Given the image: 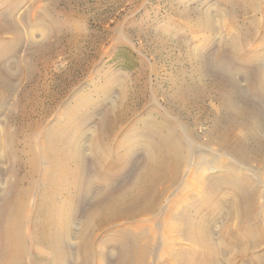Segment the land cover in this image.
<instances>
[{
  "label": "rangeland",
  "instance_id": "rangeland-1",
  "mask_svg": "<svg viewBox=\"0 0 264 264\" xmlns=\"http://www.w3.org/2000/svg\"><path fill=\"white\" fill-rule=\"evenodd\" d=\"M231 73L254 105L239 102ZM257 109L264 0H0V190L26 192L2 264H58L68 226L76 244L61 262L113 264L133 219L149 217L169 226L160 264H264V199L251 222L237 209L242 187L264 193ZM163 156L177 175L158 181L149 210L117 215L103 193L148 187ZM189 168L199 178L185 185Z\"/></svg>",
  "mask_w": 264,
  "mask_h": 264
},
{
  "label": "bare ground",
  "instance_id": "bare-ground-1",
  "mask_svg": "<svg viewBox=\"0 0 264 264\" xmlns=\"http://www.w3.org/2000/svg\"><path fill=\"white\" fill-rule=\"evenodd\" d=\"M261 1V0H260ZM209 21V20H208ZM210 24V23H208ZM249 32V31H248ZM216 69V68H215ZM225 69V68H224ZM232 75V73H231ZM228 75V81L229 84L236 89L237 87V83L234 80L233 75ZM254 77V76H253ZM200 78V77H198ZM255 78V77H254ZM192 79V78H191ZM238 79V78H237ZM236 79V80H237ZM194 80V79H192ZM239 81V80H237ZM239 85V84H238ZM242 85V84H240ZM239 85V86H240ZM243 88V87H242ZM241 88V89H242ZM231 91V90H230ZM233 91V90H232ZM231 91V92H232ZM210 93V92H209ZM237 95L239 97V102L245 103L247 100H250V103L252 102L251 99H247L249 97H247L245 94H243L240 90V87L238 89L237 87ZM255 103L252 102V105H254ZM251 105V106H252ZM235 106H233L234 108ZM251 107V111H252ZM255 110V109H254ZM253 110V111H254ZM258 110V109H257ZM256 110V111H257ZM231 112V111H230ZM229 112V113H230ZM255 112V111H254ZM259 112V110H258ZM257 113V112H256ZM258 115L261 116V119L263 121L264 124V114H262L261 112L258 113ZM259 117V116H258ZM230 118V116H226L224 119V123L229 121L228 119ZM227 127V125H224ZM256 126V124H255ZM261 126H262V122H261ZM231 127V126H230ZM262 128H264V125L262 126ZM61 130V129H60ZM263 130V129H262ZM241 134V133H240ZM11 133L6 132L4 135V139L2 142V145L6 146L7 149L11 146H14L12 143V137H11ZM225 138V136L223 137ZM29 144V143H28ZM5 147V148H6ZM6 149V150H7ZM12 149H15L14 147ZM253 153L254 156L256 158L259 159H263L264 158V150H262V148L259 147V144L255 145L253 148ZM61 150V149H60ZM59 150V151H60ZM8 151V150H7ZM16 151V150H15ZM10 150L8 151V154L10 155ZM28 152V151H27ZM31 152V151H30ZM14 153V152H13ZM26 153V152H25ZM29 153V152H28ZM32 154V153H31ZM49 155V154H48ZM35 156V155H34ZM74 156V155H73ZM80 156V155H79ZM152 156H150L148 159H150ZM10 158V157H8ZM72 158V157H71ZM162 158V157H161ZM16 160L18 159V157L15 158ZM52 159V158H51ZM8 161V160H7ZM15 161V160H14ZM67 161H68V157H67ZM171 161L173 160H169V159H165L164 156L161 159V162L155 164L154 167V171H150V174H152V178L151 181H148V187H150L151 189H148V187H143L142 189L138 190L135 194H131L130 196L128 195V192L126 193V191L128 190L127 188L124 190H120V189H116L114 188V186L110 185V192L107 193H103V196L101 197H106L108 198V205H110L111 208L113 209H117V215H121L120 217H131L133 215H139L144 213L145 211L150 209V203L152 201V199L154 198L155 194H156V185H158V181H161V184L163 183H169L173 180V177H175L177 174V169L175 167L173 168H169V164ZM178 161V160H177ZM187 162V161H186ZM31 164L33 163L30 162ZM15 164V163H14ZM180 165V164H179ZM187 165V164H186ZM189 166V164H188ZM187 166V167H188ZM177 167V166H176ZM186 168V167H185ZM29 169V168H28ZM149 169V167H148ZM151 169V168H150ZM170 169L173 172L171 173V175H167L166 171ZM185 170V169H184ZM193 169L189 168V170L187 171L189 174L188 176L186 175L184 177V184L185 185H189V182H193V180L196 179V177L199 178V176H192V171ZM194 173V172H193ZM176 174V175H175ZM184 174V173H183ZM170 176V177H169ZM169 177V178H168ZM235 178V177H234ZM237 178V177H236ZM8 179V178H7ZM17 179V178H16ZM23 179V178H22ZM263 179V178H262ZM25 180V179H24ZM23 180V181H24ZM190 180V181H189ZM213 180V179H212ZM264 180V179H263ZM9 182V181H8ZM7 182V183H8ZM20 182V181H19ZM23 183V182H22ZM115 183V182H114ZM183 183V182H182ZM247 183V182H246ZM250 183V181H249ZM5 184V183H4ZM116 184V183H115ZM7 187L4 190V194L1 196L0 199V264L2 263H10L13 261V255H12V251H13V247L15 244V240L13 239V231L14 233L16 232L15 230H17L16 225H15V218L20 219L23 209H24V200L26 197V192L23 189L18 188V183L17 181L15 183H8L6 184ZM199 185V184H198ZM201 185V184H200ZM93 187V186H92ZM118 187V186H117ZM158 187V186H157ZM27 188V187H26ZM124 188V187H123ZM132 188H136L135 184L131 187ZM246 187H242L241 188V193L240 196H242V200L239 204H237L238 206V213L240 215V217H243V221L246 222H251L252 220H256L257 219V212L259 207H261L262 202H260V200L258 199L261 196V199L263 197L264 199V193L261 192L260 190H253L249 196H246L245 193L248 190ZM245 189V190H244ZM259 189V188H258ZM103 190V189H102ZM90 191V190H89ZM84 194V193H83ZM85 194L86 191H85ZM89 195V194H87ZM99 196V194H97ZM263 195V196H262ZM129 196V197H128ZM95 197V196H94ZM258 197V198H257ZM96 198V197H95ZM102 199L103 201H105V199ZM107 201V199H106ZM264 201V200H263ZM95 202V201H94ZM97 202V201H96ZM102 202V201H100ZM98 203V202H97ZM96 203V204H97ZM103 203V202H102ZM93 203V207H94ZM100 204V203H99ZM106 204V203H105ZM264 205V202H263ZM102 206V205H101ZM105 205L103 204L102 207H104ZM118 206V207H117ZM90 207V206H89ZM99 207V205H98ZM72 208V207H71ZM107 208V207H106ZM105 208V209H106ZM263 208V207H262ZM93 209V208H92ZM103 209V208H102ZM235 209V208H234ZM97 209H95L96 211ZM103 211V210H102ZM109 211V210H107ZM91 215V210L89 211ZM94 212V211H92ZM97 212V211H96ZM95 214V212H94ZM88 215V214H87ZM86 215V216H87ZM93 216V215H92ZM238 216V215H237ZM99 217V216H98ZM239 217V216H238ZM69 223L73 224L74 223V214L71 213V217H69ZM113 218V217H112ZM116 218V217H115ZM118 218V217H117ZM152 217H149L148 219L142 218V219H137L134 218L133 223L135 224L134 227V235H132L131 239L127 242H123L120 243L119 245V251L117 253V260L116 263L113 264H151V261L153 260L155 262V264H160L162 263V252L161 250L164 248H162L163 243H165L167 239V232H168V228L169 226L165 223L158 225V228H156L155 222L156 219H151ZM91 217L86 218L83 223H84V232L81 230V232L79 233V239L81 240V243L83 246H85L86 244H89L88 241L90 239V232L86 231V229L90 226L91 223ZM264 221V218H263ZM229 226V225H228ZM173 227H176V225H173ZM180 227V226H179ZM64 229V228H63ZM62 229V230H63ZM70 229L71 226H68L67 229L64 230V234L63 231H60V235H64V236H57L59 238L63 237L62 240H58L59 242L57 243V248H59V263L58 264H66V259H64V262H61L60 259H62V248H66L68 251L72 250V248L75 246L76 241H74L73 237L72 239L70 238ZM59 231V230H58ZM73 233V232H72ZM71 233V234H72ZM77 233V232H76ZM59 234V232H58ZM149 234V236H148ZM75 235V232H74ZM171 238V237H170ZM168 238V239H170ZM204 238V237H203ZM178 237H173L171 238L172 242L178 241ZM14 240V243H13ZM68 240H71V242L69 243ZM206 240V239H205ZM164 241V242H163ZM212 241V240H210ZM169 242V241H167ZM166 242V243H167ZM183 243V242H182ZM204 242H202L203 244ZM213 243V241H212ZM215 243V241H214ZM55 244V243H54ZM166 245V244H165ZM180 245V244H179ZM211 245V244H210ZM174 246V245H173ZM194 246V245H192ZM191 246V247H192ZM213 246V245H212ZM166 247V246H165ZM170 247V246H169ZM168 248V247H167ZM171 248V247H170ZM177 248V247H176ZM214 251H212L213 253H219L220 255H223V251L221 250L222 248H218V247H213ZM174 249V247H173ZM189 249V248H188ZM98 250H100V248H98ZM156 250V254H153L152 251ZM172 250V249H171ZM186 250V249H185ZM207 250V249H206ZM205 250V251H206ZM17 252V249H16ZM210 252V251H209ZM209 252L208 256H209ZM210 252V253H212ZM179 253V252H178ZM58 254V253H57ZM56 257V254H54ZM220 255L217 256V260H219L220 262ZM17 256V255H16ZM21 256V255H20ZM224 257V256H223ZM114 256H113V260H114ZM56 259V258H55ZM112 260V261H113ZM179 260V259H178ZM107 261V258H106ZM111 261V262H112ZM211 264H217L218 261H216L214 263V260H210ZM28 263V262H27ZM53 263V262H52ZM21 264V263H20ZM31 264V263H30ZM67 264H71L70 262L67 261ZM210 264V263H209ZM221 264V263H220Z\"/></svg>",
  "mask_w": 264,
  "mask_h": 264
}]
</instances>
